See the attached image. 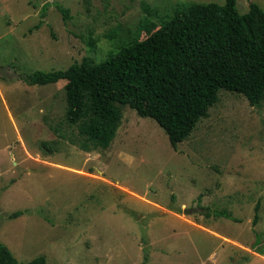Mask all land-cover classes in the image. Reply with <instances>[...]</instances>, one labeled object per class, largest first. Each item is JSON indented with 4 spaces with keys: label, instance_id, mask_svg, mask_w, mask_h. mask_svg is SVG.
Here are the masks:
<instances>
[{
    "label": "rangeland",
    "instance_id": "1",
    "mask_svg": "<svg viewBox=\"0 0 264 264\" xmlns=\"http://www.w3.org/2000/svg\"><path fill=\"white\" fill-rule=\"evenodd\" d=\"M224 1L0 0V67L14 70L0 77V243L18 263L264 264V99L219 91L176 149L120 106L102 149L66 120L65 81H22L101 62L180 8ZM250 3L264 11L235 0L239 14ZM224 211L236 221L214 215Z\"/></svg>",
    "mask_w": 264,
    "mask_h": 264
},
{
    "label": "trees",
    "instance_id": "2",
    "mask_svg": "<svg viewBox=\"0 0 264 264\" xmlns=\"http://www.w3.org/2000/svg\"><path fill=\"white\" fill-rule=\"evenodd\" d=\"M58 11L68 19L67 10ZM139 37L140 33L101 62L83 58L66 70L35 71L22 81L28 86L65 81L66 120L80 124V133L102 149L110 146L120 126V106L154 120L176 149L207 117L219 91L241 95L251 107L261 105L264 11L257 4L250 3L245 14H239L235 0L187 5L145 39ZM214 215L236 221L225 211ZM257 220L255 215L253 223ZM0 264L46 262L39 256L18 263L0 243Z\"/></svg>",
    "mask_w": 264,
    "mask_h": 264
},
{
    "label": "water",
    "instance_id": "3",
    "mask_svg": "<svg viewBox=\"0 0 264 264\" xmlns=\"http://www.w3.org/2000/svg\"><path fill=\"white\" fill-rule=\"evenodd\" d=\"M14 70L8 67H0V77L4 78H13L14 77ZM232 264H237L235 261H233Z\"/></svg>",
    "mask_w": 264,
    "mask_h": 264
}]
</instances>
